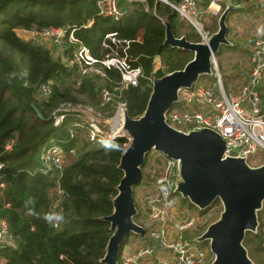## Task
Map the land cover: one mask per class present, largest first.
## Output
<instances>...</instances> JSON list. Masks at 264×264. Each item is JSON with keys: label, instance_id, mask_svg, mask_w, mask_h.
Instances as JSON below:
<instances>
[{"label": "trees", "instance_id": "1", "mask_svg": "<svg viewBox=\"0 0 264 264\" xmlns=\"http://www.w3.org/2000/svg\"><path fill=\"white\" fill-rule=\"evenodd\" d=\"M98 1L0 0V218L9 221L12 235L11 242L0 248V264H104L113 233L104 218L114 210L127 138L90 141L86 135L81 139L86 130L75 126V117L70 116L55 125L52 113L64 98L82 96L101 102L96 77L80 76L52 55L48 42L24 39L16 30L65 27L99 57L106 53L101 42L107 32L116 31L127 39L140 35L142 42L133 41L128 48L132 64L142 68L139 83L114 92L116 102L127 101L131 118L141 117L146 110L153 90L154 56L182 50L164 44L166 26L160 17L168 19L174 34L178 31L177 13L169 6L150 0L146 11L138 3L130 14L116 20L99 15ZM168 67V72L160 68L154 75L181 69ZM108 76L105 87L114 91L121 83L120 74L109 70ZM47 84L51 91L45 95L42 88ZM9 142L11 149L6 148ZM54 144L66 156L77 148L80 154L68 165L65 161L63 171L46 172L41 154ZM59 188L63 199L55 207ZM30 209L34 215H29ZM49 212L62 213L64 221L50 225L42 218ZM256 235L247 232L244 242Z\"/></svg>", "mask_w": 264, "mask_h": 264}, {"label": "built area", "instance_id": "2", "mask_svg": "<svg viewBox=\"0 0 264 264\" xmlns=\"http://www.w3.org/2000/svg\"><path fill=\"white\" fill-rule=\"evenodd\" d=\"M129 5L123 7L120 2ZM169 6L178 16L189 22L202 35V40L207 42L210 38L205 29L204 18H217L218 21L229 6L235 9H264V0H153ZM150 0H99V15L112 17L119 20L130 14L133 5L141 3L145 10H149ZM165 24L166 17H160ZM92 21L87 23L91 26ZM17 34L24 39L38 38L48 42L57 50L58 58L75 69L80 76L96 77V87L100 90L102 105H111L114 115L102 116L100 111L95 112L92 107L75 108L82 118L74 125L86 130L90 141L115 139L118 136L130 137L124 129L125 116L128 108L126 100L114 99L116 90H126L137 86L142 74L141 66H134L128 55L130 43L142 42L139 35L135 39L121 37L116 31L107 32L101 45L106 49L102 56H96L92 49L75 34L65 27H48L41 31L17 29ZM162 55L154 56V70L151 77L153 83L157 76L154 74L162 68ZM250 70L246 82L237 89H226L223 85L221 74H217V83L208 85L196 81V85L179 90V98L175 103L180 105L166 113V122L173 128L190 132L196 129L210 128L215 130L224 139L226 149L224 158H244L248 164L264 151V106L261 97V84L264 80V37H259L251 44L249 49ZM138 58H135V61ZM214 64V63H213ZM163 69V68H162ZM109 70H117L121 83L114 87V91L102 85L110 80ZM213 73V72H212ZM45 95L50 94L51 86L43 85ZM68 109H58L52 113L55 125H60L67 118ZM76 121V120H75ZM83 121V124H82ZM75 132L71 130V135ZM13 143L6 145L12 148ZM161 156V161L155 169L151 185L153 196L147 197V214L151 221L146 229V237L151 243L144 247L123 251L119 264H212L215 259L210 244L205 246L199 237L187 238L186 233L196 224V216L186 214L184 207L177 200V188L180 180L181 162L165 155L162 151L154 149ZM74 152V150H72ZM42 161L46 172L52 168L63 171L66 153L57 144L45 149ZM158 159V156H156ZM3 186V185H2ZM152 193V194H153ZM151 197V198H150ZM54 206H58L63 199V191H58ZM261 218V219H260ZM262 238L264 248V215L258 212V226L252 231ZM12 239L10 223L0 218V248L8 245Z\"/></svg>", "mask_w": 264, "mask_h": 264}, {"label": "water", "instance_id": "3", "mask_svg": "<svg viewBox=\"0 0 264 264\" xmlns=\"http://www.w3.org/2000/svg\"><path fill=\"white\" fill-rule=\"evenodd\" d=\"M234 10L231 5L224 11L219 19V30L207 42H192L184 35L176 37L171 23H165L164 44L193 52L194 57L184 68L154 80L141 117L131 118L126 112L124 129L131 140L120 159L119 168L124 174L117 186L114 210L104 218L113 231L102 259L104 264H119L122 247L130 236L146 234V229L134 220L138 213L134 195L135 187L143 179L146 157L153 149L180 160L177 192L184 198L201 210H207L218 200L223 203L220 218L199 237V241H209L215 256L212 264H253L244 240L247 232L258 226V212L264 203V164L253 167L244 158H224L226 143L213 129L186 133L166 122V113L178 101L179 90L190 88L200 77L212 74L213 59L223 45L230 44L227 20ZM37 113L42 118V114Z\"/></svg>", "mask_w": 264, "mask_h": 264}, {"label": "rangeland", "instance_id": "4", "mask_svg": "<svg viewBox=\"0 0 264 264\" xmlns=\"http://www.w3.org/2000/svg\"><path fill=\"white\" fill-rule=\"evenodd\" d=\"M120 5L127 7L129 4L127 2H120ZM136 6V5H133ZM241 10H244L240 13ZM239 12H231L228 16L227 25H228V35L227 38L230 42L229 45H223L219 54L216 55V63L212 64V74L205 75L200 77L197 81L205 82L208 85H213L217 83L216 76L218 73L222 76L223 85L226 89L234 88L239 89L242 84L246 82V76L250 70V55L249 46L259 37H264V10H259L257 12H248L245 9L238 10ZM203 23L205 29L209 33V36L219 30V21L217 18H204ZM177 25L178 31L177 34H174L176 37L185 36L187 39H190L192 42H201L202 35L195 30L194 26L189 22L177 16ZM174 33V32H173ZM103 49L104 47L101 46ZM52 49V55L55 58H58L57 53ZM249 56V58H248ZM194 57L193 52L180 51V53H163L162 55V68L165 72L169 71L168 66H173L176 68H184V66ZM249 61V62H248ZM71 68V67H70ZM177 70V69H176ZM159 78V77H158ZM244 78V79H243ZM105 86V82L102 83ZM196 85V82L195 84ZM99 90V89H98ZM262 96H264V83L262 86ZM99 98L102 99L100 90ZM95 99H87L85 97L79 96V98L74 99L66 97L61 101V105L58 109L64 108L67 110V117L70 116V119L75 117L74 122H79L82 120L79 117V113L75 108H87L92 107L95 112L100 111L102 116L111 117L114 115V109L111 105H102L101 102H96ZM180 103L174 104V108L178 107ZM264 105V97H263ZM83 124V121H82ZM83 134V135H82ZM85 133H81V139L86 138ZM104 140V139H103ZM108 140V139H106ZM127 143L125 147L130 144V140L127 138ZM81 142H77V146H81ZM80 152L79 149H75V153H67L66 164L73 162ZM158 156V159H156ZM264 151H260L258 155L250 162V165L253 167L260 166L264 164ZM161 156L154 149L147 155L145 163L143 165V179L140 185L135 187V203L138 210L137 215L135 216L137 223L143 225L145 228H148L149 223L151 224L150 219L147 214V197L153 196L154 191L151 185L152 175L157 169L158 163L161 161ZM153 193V194H152ZM151 198V197H150ZM177 200H179L180 206L184 207L183 210H186V214L196 216V224L194 228L191 229L192 233H186L187 238H197L200 237L209 227V225L215 222L220 218L221 213L224 209L223 203L221 200L216 201L213 206L207 210H201L196 205L192 204L188 198H184L181 193H178ZM260 216L264 215V203L262 209L259 211ZM261 219V218H260ZM256 239L249 236L248 241L244 242V246L248 251V255L253 261V264H264V248L262 246V238L260 235H256ZM136 236L131 235L127 240V243L131 244L133 241H136ZM145 241L138 244V247L147 246L146 237L143 239ZM205 246H208L209 241H201ZM125 249L124 247L122 250Z\"/></svg>", "mask_w": 264, "mask_h": 264}, {"label": "crops", "instance_id": "5", "mask_svg": "<svg viewBox=\"0 0 264 264\" xmlns=\"http://www.w3.org/2000/svg\"><path fill=\"white\" fill-rule=\"evenodd\" d=\"M133 8H136V6H133ZM256 8H260L259 10H261V8L262 7H259V6H256ZM242 9V8H241ZM238 10H240V9H236V10H234L235 12H239ZM253 9H247V11L248 12H251V13H253L254 11H252ZM259 10H256L255 12H257V11H259ZM262 10H264V9H262ZM233 11V12H234ZM242 11H244V10H241L240 11V13L242 12ZM178 16V15H177ZM250 47H251V45L249 46V49H250ZM50 49H54L55 51V53L57 52V50H56V48L54 47V46H51L50 45ZM249 55V54H248ZM248 58H249V56H248ZM249 62V61H248ZM249 65H250V63H249ZM250 68V67H249ZM244 79V78H243ZM146 237V234L143 236V237H141V236H136V241H133L131 244H129L130 243V241H129V243H127L126 242V244L123 246L125 249H123L122 250V252L121 253H123V251H130V250H132V249H137V248H139L138 247V244L139 243H141V242H144V245H145V241L143 240L144 238ZM146 240H147V244L146 245H149L150 243H151V240L148 238V237H146ZM122 255V254H121Z\"/></svg>", "mask_w": 264, "mask_h": 264}, {"label": "clouds", "instance_id": "6", "mask_svg": "<svg viewBox=\"0 0 264 264\" xmlns=\"http://www.w3.org/2000/svg\"><path fill=\"white\" fill-rule=\"evenodd\" d=\"M181 37V36H180ZM213 64V63H212ZM35 213L30 209L29 215H34ZM47 223H49L52 226H58L60 223H62L65 219L62 213L57 212H49L45 213L42 217Z\"/></svg>", "mask_w": 264, "mask_h": 264}, {"label": "bare ground", "instance_id": "7", "mask_svg": "<svg viewBox=\"0 0 264 264\" xmlns=\"http://www.w3.org/2000/svg\"><path fill=\"white\" fill-rule=\"evenodd\" d=\"M216 60H217V59H216V58H214V59H213V63H216Z\"/></svg>", "mask_w": 264, "mask_h": 264}]
</instances>
